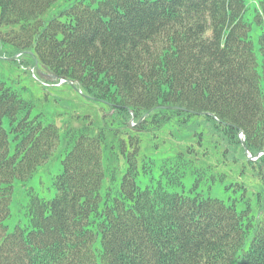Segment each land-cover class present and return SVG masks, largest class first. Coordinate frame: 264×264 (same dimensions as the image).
I'll list each match as a JSON object with an SVG mask.
<instances>
[{
    "label": "trees",
    "instance_id": "1",
    "mask_svg": "<svg viewBox=\"0 0 264 264\" xmlns=\"http://www.w3.org/2000/svg\"><path fill=\"white\" fill-rule=\"evenodd\" d=\"M55 1L0 0V26L19 25L6 34L15 47L9 57L38 63L46 75L107 104L123 125L132 121L133 151L119 184L110 172L114 193L110 186L102 197L104 134L80 133L53 180L54 198L30 194L27 225L8 233L12 182L49 160L59 132L29 119L30 102L0 80V264H264V197L258 217L249 206L239 213L234 203L203 198L195 189L205 171L196 168L189 193L170 191L195 162L192 146L162 163L164 184L144 189L135 159L141 134L196 119L224 152H240L264 179V95L245 0H101L96 8L77 2L60 13L64 21L59 15L45 25L40 17ZM256 5L264 25V0ZM259 43L264 56V35ZM5 118L17 142L12 157Z\"/></svg>",
    "mask_w": 264,
    "mask_h": 264
},
{
    "label": "rangeland",
    "instance_id": "2",
    "mask_svg": "<svg viewBox=\"0 0 264 264\" xmlns=\"http://www.w3.org/2000/svg\"><path fill=\"white\" fill-rule=\"evenodd\" d=\"M101 0H56L40 17V22L45 25L60 13L67 10L77 2L90 3L93 8L98 7L97 2ZM246 12L244 21L250 24L251 31L249 39L253 45L254 54L257 60V71L261 77L260 89L264 95V78L262 65L264 56L260 51V38L264 35V25L256 20V0H245ZM59 19L64 21V16ZM11 29L17 31L19 25L10 27L0 26V80L7 86L16 90L23 99L30 102L31 108L27 117L31 120H39L43 125L53 124L59 132V143L53 151L49 160L39 166L31 177L27 179H15L12 186V195L9 205L10 216L5 220L4 225L8 233H12L17 226L27 225L25 216L26 206L30 194L40 199L50 201L56 192L52 186L54 178L62 170V160L66 153L71 150L75 139L80 133L95 136L99 132L104 134L102 144V163L105 168V180L101 187L100 194L105 196L106 189L114 187L115 183L109 182L110 172H114L116 183L119 184L122 175L127 167L129 154L133 151L129 145L128 135H133V129L129 125H123L119 116L113 113L111 108L100 101L84 96L79 89L66 83L58 88L43 87L38 81L31 78L26 66H21L9 54L15 48L11 43L5 41L6 34ZM35 74L40 82L52 86L59 81L53 79L52 75L46 78L41 75L44 69L36 62L34 63ZM21 115H19L20 119ZM175 120L166 123L158 131L141 134L140 155L135 156L138 163L139 175L137 183L141 189L147 186H156L158 182L164 184L165 178L161 177L162 163L178 153L187 152L192 146L196 155L192 167L185 170L181 180L182 184L169 188L170 191L189 193L198 176L193 170L203 169L204 176L198 181L196 192L202 194L203 198H212L223 201L230 205L234 203L239 213L244 212L248 206L254 217L259 216V197H264V179L255 173L244 159V156L237 152L228 154L223 151L218 136L210 133L209 129L200 120H193L186 127H178ZM8 118L3 120V129L8 132L9 156L15 154L16 143L14 135L10 132ZM124 132V133H123ZM123 133V134H121ZM198 134H203L201 144ZM125 141H123L122 139ZM125 143V150L121 143ZM151 161V162H150ZM150 168L144 173L143 163ZM115 187L113 189V193ZM264 206V198H262ZM264 210V209H263ZM248 245V241H247ZM95 250H100L98 241L94 245ZM98 253V252H97Z\"/></svg>",
    "mask_w": 264,
    "mask_h": 264
},
{
    "label": "built area",
    "instance_id": "3",
    "mask_svg": "<svg viewBox=\"0 0 264 264\" xmlns=\"http://www.w3.org/2000/svg\"><path fill=\"white\" fill-rule=\"evenodd\" d=\"M33 78H35V76L33 75ZM64 82H58L57 84H55V86H60L61 84H63ZM43 86H47L45 84H43Z\"/></svg>",
    "mask_w": 264,
    "mask_h": 264
},
{
    "label": "bare ground",
    "instance_id": "4",
    "mask_svg": "<svg viewBox=\"0 0 264 264\" xmlns=\"http://www.w3.org/2000/svg\"><path fill=\"white\" fill-rule=\"evenodd\" d=\"M53 77V76H52ZM53 79L54 80H56V81H59V82H67L66 80H64V79H59V80H57V79H55L54 77H53ZM247 152V151H246ZM248 153V152H247Z\"/></svg>",
    "mask_w": 264,
    "mask_h": 264
},
{
    "label": "water",
    "instance_id": "5",
    "mask_svg": "<svg viewBox=\"0 0 264 264\" xmlns=\"http://www.w3.org/2000/svg\"><path fill=\"white\" fill-rule=\"evenodd\" d=\"M45 78H46V76H45Z\"/></svg>",
    "mask_w": 264,
    "mask_h": 264
}]
</instances>
